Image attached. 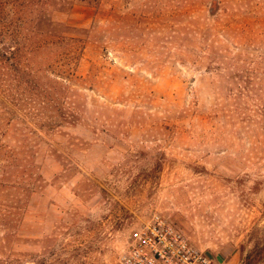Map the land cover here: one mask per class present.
<instances>
[{"label":"rangeland","instance_id":"rangeland-1","mask_svg":"<svg viewBox=\"0 0 264 264\" xmlns=\"http://www.w3.org/2000/svg\"><path fill=\"white\" fill-rule=\"evenodd\" d=\"M56 2L0 0V264H118L154 215L264 264V0Z\"/></svg>","mask_w":264,"mask_h":264},{"label":"built area","instance_id":"built-area-1","mask_svg":"<svg viewBox=\"0 0 264 264\" xmlns=\"http://www.w3.org/2000/svg\"><path fill=\"white\" fill-rule=\"evenodd\" d=\"M118 264H217L166 219L154 215L132 230Z\"/></svg>","mask_w":264,"mask_h":264},{"label":"trees","instance_id":"trees-1","mask_svg":"<svg viewBox=\"0 0 264 264\" xmlns=\"http://www.w3.org/2000/svg\"><path fill=\"white\" fill-rule=\"evenodd\" d=\"M49 0H46V6L48 4ZM73 1L75 0H57V5H58V10L60 12H65L70 10L73 7ZM33 0H13V6L16 8V13H20V22L19 25H24V23L26 22V14L28 12L29 9H34L33 8ZM0 7L3 9V5L0 4ZM0 9V12L2 11ZM5 11V10H4ZM8 17V16H7ZM45 18H47V15L45 16ZM49 19V18H48ZM46 19V24L48 26H51V22L50 20ZM7 21V22H6ZM18 23V21H13V19H11V21H8L7 18L6 20H3L2 25L0 27V33L3 34L4 38L9 37V35H12L11 32V28L13 26H15ZM59 28H60V34L58 37V43L60 44L61 47H66V50L64 52H62L60 54V60L59 62L61 63V70L66 69L67 67H69L70 69V65L73 62V60H75L76 58L74 57L75 53H76V49H75V45H73V43L75 42V39L72 37V29L68 28L66 26H64L63 24H58ZM12 42L11 44L16 45V50L19 51L18 53H20V49H18V47L22 48V43H23V39L21 38H15V39H11ZM6 42H4L3 48L2 50L5 51L6 53L9 52L10 50V43L5 44ZM24 45V44H23ZM25 47V45H24ZM17 53V54H18ZM17 56V55H16ZM69 70L63 71L62 75H65L66 73H68L70 75V73L68 72ZM22 83V82H21Z\"/></svg>","mask_w":264,"mask_h":264}]
</instances>
